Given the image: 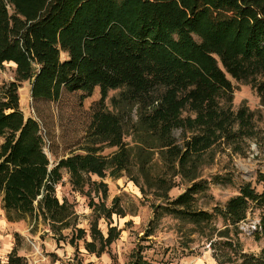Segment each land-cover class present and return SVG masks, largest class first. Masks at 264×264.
<instances>
[{
    "label": "trees",
    "instance_id": "16d2710c",
    "mask_svg": "<svg viewBox=\"0 0 264 264\" xmlns=\"http://www.w3.org/2000/svg\"><path fill=\"white\" fill-rule=\"evenodd\" d=\"M7 64L15 66L14 80L0 84V201L8 222L41 223L58 243L74 229L68 242L79 253L86 232L77 229L74 206L57 197L63 171L81 191L89 177L107 172L114 179L129 174L134 182L143 177L160 190L179 178L185 191L160 212L195 227L210 228L219 217L218 233L228 241L211 246L235 260L220 257L218 264H264V249L245 253L239 239L264 240V173L257 179L261 192L246 184L213 213L197 205L198 195L222 181L202 178L216 150L243 154L242 146L259 136L256 113L245 105L234 109V83L250 86L264 107V0H0V75ZM26 82L34 102L76 92L87 99L100 89L84 154L51 166L41 124L21 109ZM112 91H119L113 111L106 105ZM100 145L116 152L103 156ZM97 189L108 191L104 184ZM254 210L260 211L256 229L245 233L241 227ZM95 232L100 241L85 248L100 257L117 229L107 239ZM7 264L25 262L13 250ZM74 264L84 261L77 255ZM129 264L157 263L136 251Z\"/></svg>",
    "mask_w": 264,
    "mask_h": 264
},
{
    "label": "rangeland",
    "instance_id": "374dc122",
    "mask_svg": "<svg viewBox=\"0 0 264 264\" xmlns=\"http://www.w3.org/2000/svg\"><path fill=\"white\" fill-rule=\"evenodd\" d=\"M14 77L15 66L7 64L1 71L0 84L12 82ZM234 84V109L245 105L256 113L259 136L242 146L243 154H236L227 146L216 150L214 163L204 170L202 178L210 182L214 176L219 175L222 181L213 182L204 194L197 196L198 208L208 213H213L216 207L225 208L227 202L238 195L240 188L246 184H251L257 192L263 190L257 185V179L260 173H264V107L250 86ZM82 95L80 92L64 93L56 102H34L29 83L22 85V112L27 118L33 117L41 124L45 152L52 167L73 154H84L82 149L87 147L88 131L94 112L99 108L101 92L96 89L93 96L87 99H83ZM118 95L119 91L109 94L106 105L111 111V99ZM174 136L181 142V131H175ZM115 152V148H104L101 154L109 156ZM133 179L135 182L129 174L120 179L112 178L108 172L103 178L93 175L81 191L73 187L69 174L63 171V181L57 187V197L61 202L67 200L74 206L78 217L77 229L86 232V236L78 243L80 256L85 264H129L136 251L157 264H218L220 257L225 261L235 260L233 253L228 250L219 246L210 247L216 241H228L218 233L223 228L219 217L210 228L195 227L180 218L160 212V208L168 201L176 199L185 191L179 178L171 179L167 190L150 188L143 177ZM100 184L107 186L106 193L97 189ZM100 209L112 212L113 216L109 218ZM119 209L124 216L117 214ZM4 214L0 202V218ZM259 215L260 211L254 210L246 226L257 222ZM17 224L14 231L6 233L0 230V241L7 237L8 246H11L6 252L3 249L0 251L1 264L8 263L13 250L24 259L25 264H72L79 255L76 248L68 242L74 234L76 236V230L65 231L66 240L58 243L57 237L41 223L35 225L29 219ZM110 228L117 229L118 238L108 252L101 257L86 253L84 248L87 242L100 241L95 231L98 229L107 239ZM239 239L245 253L258 254L264 249V240L255 242L254 237L242 234ZM228 261L226 264H232ZM241 262L239 260L236 263Z\"/></svg>",
    "mask_w": 264,
    "mask_h": 264
},
{
    "label": "crops",
    "instance_id": "0c3cea01",
    "mask_svg": "<svg viewBox=\"0 0 264 264\" xmlns=\"http://www.w3.org/2000/svg\"><path fill=\"white\" fill-rule=\"evenodd\" d=\"M1 202V201H0ZM2 203V202H1ZM4 211V210H3ZM17 227H18V224L16 223H10V222H8L7 221V219H6V217H5V214L0 218V230H3V231H5L6 233H8L9 231H14V230H16L17 229ZM49 228V227H48ZM8 242H9V239L7 238V237H3V241H0V246H2V247H4V248H1L0 247V251L3 249V251L4 252H6L7 251V248H11V246H8ZM10 244H12V243H10ZM73 247V246H72ZM85 249V251H86V253H88V254H90L87 250H86V248H84ZM108 252V251H107ZM107 252H105V253H107ZM104 253V254H105ZM77 254H79V258H81V254H80V249H79V253H77ZM91 255H95V254H91ZM97 256V255H96ZM102 256V255H101ZM100 256V257H101ZM98 257V256H97ZM76 258V257H75ZM74 258V259H75ZM82 259V258H81ZM72 264H74V260H73V263ZM85 264V263H84Z\"/></svg>",
    "mask_w": 264,
    "mask_h": 264
},
{
    "label": "built area",
    "instance_id": "2783aa9c",
    "mask_svg": "<svg viewBox=\"0 0 264 264\" xmlns=\"http://www.w3.org/2000/svg\"><path fill=\"white\" fill-rule=\"evenodd\" d=\"M256 223H252L250 226H246V224H243L242 225V230L245 232V233H249L250 231L252 230H255L256 229ZM211 247V245H210Z\"/></svg>",
    "mask_w": 264,
    "mask_h": 264
}]
</instances>
